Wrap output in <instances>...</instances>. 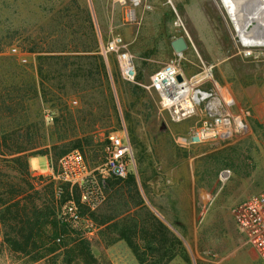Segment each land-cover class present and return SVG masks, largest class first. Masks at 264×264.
I'll return each instance as SVG.
<instances>
[{
    "label": "rangeland",
    "instance_id": "374dc122",
    "mask_svg": "<svg viewBox=\"0 0 264 264\" xmlns=\"http://www.w3.org/2000/svg\"><path fill=\"white\" fill-rule=\"evenodd\" d=\"M85 8L90 11L93 29L86 22ZM126 8L115 0H0V58L12 57L26 72L35 74L41 60L38 56L79 50L85 44L94 47L110 35L119 34L133 57L136 75L141 73L142 86L153 72L170 63L188 80L190 92L212 91L221 100L234 101L232 112L247 111L244 133L182 145L178 138L187 136L208 118L203 110L205 102L176 120L160 105L159 96L143 87L153 112L136 129L144 149L140 146L137 150L133 174L146 205L167 220L172 229L167 226L182 242V251L168 264H262L237 229L231 208L264 188V44L244 45V39L260 42L264 27L250 38L245 30V38L239 40L220 0H142L130 19L125 16ZM256 20L264 26V10ZM178 36L187 42L179 54L171 47V41ZM86 61L94 62L83 60L85 68L91 67ZM47 62L43 63L46 68L42 75H54L49 70L57 68V64ZM106 66L112 99L100 75H95V80L79 78L77 92L63 98L69 109L78 111L73 114L74 125L82 129L75 128V132L89 140L85 152L91 166L102 161L107 130L126 134L121 116L126 99L113 83L114 78L124 79L113 55L106 59ZM22 78L26 76L20 73L18 82ZM46 88L56 94V88ZM27 102L37 107V100ZM38 103L46 127L51 126L60 116L57 108L51 107L54 102ZM2 121L8 124V119ZM3 158L0 156V168L14 174L5 166L10 162ZM29 161L32 170L49 169L45 155L31 156ZM51 174V170L42 174L44 184L53 180ZM196 185L207 186L213 193L211 203L204 209L195 204ZM106 204L105 200L94 211L104 213ZM83 217L79 224L68 227L66 245L53 253L46 252L36 261L11 250L0 236V264H67L65 250L74 246L78 250L82 239L89 242L91 255L82 251L69 264H138L123 240H118L123 245L118 241L109 243L100 235L104 229ZM44 244L41 251L51 246Z\"/></svg>",
    "mask_w": 264,
    "mask_h": 264
},
{
    "label": "trees",
    "instance_id": "16d2710c",
    "mask_svg": "<svg viewBox=\"0 0 264 264\" xmlns=\"http://www.w3.org/2000/svg\"><path fill=\"white\" fill-rule=\"evenodd\" d=\"M83 13L86 22L93 29L89 9L85 8ZM99 46L100 43L94 47L85 44L79 50L38 56L37 59L41 60L36 64L35 74L26 72L12 57L0 58V156L4 157L3 161L10 162L5 166L14 171V174H9L0 168V236L11 250L30 255L33 261L66 245L64 235L69 225L61 222L56 212L59 199L55 196V190L61 188V200L72 196L81 214L104 229L100 230V235L106 237L109 243L123 240L138 264H168L182 251V242L146 205L135 174L129 173L124 178H107L106 211L97 213L94 211L96 209L91 210L79 202L77 187L54 179L44 184L45 176L34 175L29 168L28 160L34 155L47 156L49 168L54 175L57 174L60 158L72 150H79L89 159L85 152L90 144L89 140L75 132L78 126L74 125L76 118H73V114L78 111L69 109L63 98L67 99L77 92L80 87L79 78L85 81L95 80V75L105 79L111 99L113 98L110 73L106 66V59L111 55L106 58L102 56ZM87 59L94 61H86L90 68L84 67L86 64L83 60ZM44 62L53 66L57 64V68L49 70L54 75H42L43 67L46 68ZM20 73L26 79L22 78L18 82ZM141 77L139 72L135 76V82L116 78L113 80L117 91L120 90L126 99L121 116L135 160L139 147L144 149L136 129L153 112V106L141 85ZM45 85L56 88L59 93L54 90L56 94H52ZM48 94H52L51 98H48ZM29 99L37 100L36 108L29 106ZM38 100L49 104L54 102L51 107H56L60 113L51 126L46 127ZM111 109L118 119L114 104ZM96 118L94 116V122L97 121ZM3 119H8V124ZM77 129H82L81 125ZM109 131L115 130H107L104 135ZM5 155L10 157L6 158ZM46 242L51 243V246L47 247V251H41ZM75 247L65 250L67 264L76 258L74 255H79L82 251L91 255L86 239L81 240L78 250Z\"/></svg>",
    "mask_w": 264,
    "mask_h": 264
},
{
    "label": "built area",
    "instance_id": "2783aa9c",
    "mask_svg": "<svg viewBox=\"0 0 264 264\" xmlns=\"http://www.w3.org/2000/svg\"><path fill=\"white\" fill-rule=\"evenodd\" d=\"M115 1L127 6L125 16L130 19L134 15V8L142 0ZM99 52L105 58L113 55L121 77L126 81L135 82L133 57L127 49V43L119 34H112L101 41ZM178 72L173 64L167 63L153 72L143 87L156 93L159 96L160 105L176 120L183 119L194 110L195 106L205 102L203 110L208 118L202 120L187 136L178 138L182 145L200 144L212 138H227L246 131L244 116L247 111L241 109L237 113L232 112L231 107L234 101L227 103L223 98L221 100L215 96L216 94L212 91L195 89L196 92H190L188 87L186 90L185 85H189V82L184 76L181 83L177 82L175 75ZM215 98L218 99L217 104H213ZM186 101L191 104L183 106L182 103ZM102 152V161L91 166L79 150H72L60 158L57 174H51L53 179L57 177L70 186L77 187L79 202L91 210L105 201L107 178H124L135 170L134 151L124 132L119 134L115 130L104 135ZM61 192V188H56L55 196L59 199L57 218L69 226H76L84 219L81 210L72 196L61 200ZM194 199L196 206L204 209L211 203L213 193L207 186L196 185ZM231 214L246 244L264 264V188L234 204Z\"/></svg>",
    "mask_w": 264,
    "mask_h": 264
},
{
    "label": "bare ground",
    "instance_id": "6f19581e",
    "mask_svg": "<svg viewBox=\"0 0 264 264\" xmlns=\"http://www.w3.org/2000/svg\"><path fill=\"white\" fill-rule=\"evenodd\" d=\"M221 4L225 10V12L227 13L229 19L231 20L234 29L236 31V33L238 34V39L239 40H243V38H245V34L244 31L246 30L247 33V37H249V35H254L257 34L258 32L255 31H248V28H245L246 26L243 23V10L245 9V2L246 0H240L238 1V3L234 2V0H220ZM264 10V9H262ZM262 10H258V8H251L250 12H249V16H250V21H253L256 19L257 15L262 11ZM247 24V23H246ZM250 38V37H249ZM259 40H253L252 38L247 40L244 39V45L246 46H250V45H257V44H264V33L262 35V37H259ZM186 90L188 85H185ZM189 88V87H188ZM186 93V91H185ZM184 93V94H185ZM229 95V94H228ZM225 102H227V100L224 99ZM218 103V99L215 98L213 101V104H217ZM228 103V102H227ZM191 103L189 101H186L185 103H182L183 106L185 105H190Z\"/></svg>",
    "mask_w": 264,
    "mask_h": 264
},
{
    "label": "water",
    "instance_id": "95a60500",
    "mask_svg": "<svg viewBox=\"0 0 264 264\" xmlns=\"http://www.w3.org/2000/svg\"><path fill=\"white\" fill-rule=\"evenodd\" d=\"M238 1L240 0H234V2L238 3ZM245 9L243 10V23L246 26L245 28H248V31H263V27L262 25H259L258 20H253L250 21V16H249V12L251 10V8H258V10H262L264 9V0H246L245 2ZM247 23V24H246ZM251 25V27H249ZM171 47L172 49L176 52V53H181L184 49H186L187 47V42L184 39L183 36H178L175 37L172 41H171ZM175 79L177 82L181 83L183 81V75L182 73L178 72L175 75Z\"/></svg>",
    "mask_w": 264,
    "mask_h": 264
},
{
    "label": "crops",
    "instance_id": "0c3cea01",
    "mask_svg": "<svg viewBox=\"0 0 264 264\" xmlns=\"http://www.w3.org/2000/svg\"><path fill=\"white\" fill-rule=\"evenodd\" d=\"M28 164H29V168H30V161L29 160H28ZM30 171H31L32 174H45V173H49L50 172V168L48 170H46V171H43V172L42 171H35V170H32L30 168ZM154 212L166 225H168L170 227V225L167 223V220L160 213L156 212L155 210H154ZM170 228L172 229V227H170ZM117 243H119V245H123V244H121L122 241H118Z\"/></svg>",
    "mask_w": 264,
    "mask_h": 264
}]
</instances>
